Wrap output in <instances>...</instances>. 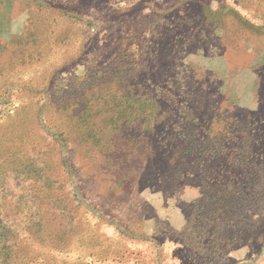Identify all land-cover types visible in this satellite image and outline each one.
Instances as JSON below:
<instances>
[{
	"label": "rangeland",
	"instance_id": "rangeland-1",
	"mask_svg": "<svg viewBox=\"0 0 264 264\" xmlns=\"http://www.w3.org/2000/svg\"><path fill=\"white\" fill-rule=\"evenodd\" d=\"M0 264H264V0H0Z\"/></svg>",
	"mask_w": 264,
	"mask_h": 264
},
{
	"label": "trees",
	"instance_id": "trees-1",
	"mask_svg": "<svg viewBox=\"0 0 264 264\" xmlns=\"http://www.w3.org/2000/svg\"><path fill=\"white\" fill-rule=\"evenodd\" d=\"M150 102H151L150 109H146L148 106L147 104H145L143 106L141 105L138 108H136V111L131 112V114L141 113L143 115V117H145L146 119H148L147 118L148 116H151V118L156 121L157 118H154L153 115H154V112L158 110V108H155L154 100L151 99ZM155 116H156V114H155ZM145 118L143 119V121L145 120Z\"/></svg>",
	"mask_w": 264,
	"mask_h": 264
}]
</instances>
